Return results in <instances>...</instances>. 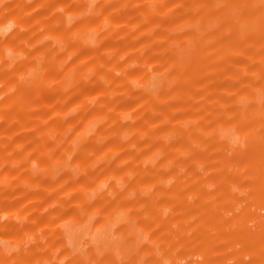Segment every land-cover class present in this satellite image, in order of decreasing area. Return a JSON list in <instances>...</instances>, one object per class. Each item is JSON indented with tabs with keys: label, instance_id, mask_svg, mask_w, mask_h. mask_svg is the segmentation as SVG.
I'll return each instance as SVG.
<instances>
[{
	"label": "rangeland",
	"instance_id": "obj_1",
	"mask_svg": "<svg viewBox=\"0 0 264 264\" xmlns=\"http://www.w3.org/2000/svg\"><path fill=\"white\" fill-rule=\"evenodd\" d=\"M0 264H264V0H0Z\"/></svg>",
	"mask_w": 264,
	"mask_h": 264
}]
</instances>
